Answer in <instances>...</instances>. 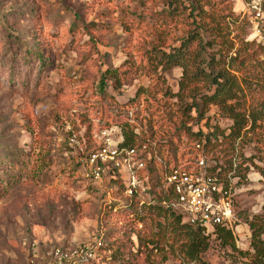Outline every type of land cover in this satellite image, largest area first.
Listing matches in <instances>:
<instances>
[{"label": "rangeland", "instance_id": "1", "mask_svg": "<svg viewBox=\"0 0 264 264\" xmlns=\"http://www.w3.org/2000/svg\"><path fill=\"white\" fill-rule=\"evenodd\" d=\"M232 6L246 15L245 0ZM162 9L158 0H0V264H45L47 248L93 243L102 234L114 243L123 232L131 233L134 242L128 264H182L152 245L138 249L136 234L141 230L144 235V223L135 212L113 210L111 203L120 207L125 202L122 191L109 179L92 181L85 164L98 145L95 135L105 127L118 140L128 124L138 141L149 139L150 155L159 143V160L169 169L197 157V137L190 134L231 125L211 106L204 120L188 123L189 134L183 131L188 117L183 109L191 100L166 95L180 91L178 67L154 73L139 62V70L122 89L114 90L109 82L107 94L101 92V75L107 69L139 61L152 43L163 44L166 51L179 45L182 28L153 16ZM243 32L253 39L247 20ZM142 88L145 94L131 103ZM190 116L197 114L193 110ZM225 146L207 147L205 154L226 167L232 158L230 164L240 175L239 184L230 183L238 195L234 235L238 250L245 252L251 241L247 220L264 219V151L258 154L252 144L232 157L226 156ZM202 259L248 264L213 239Z\"/></svg>", "mask_w": 264, "mask_h": 264}, {"label": "trees", "instance_id": "2", "mask_svg": "<svg viewBox=\"0 0 264 264\" xmlns=\"http://www.w3.org/2000/svg\"><path fill=\"white\" fill-rule=\"evenodd\" d=\"M158 1L161 2L163 9L153 16L161 17L165 22L182 28L183 35L177 40L179 45L166 51L162 48V43V45L152 43L151 49L144 48L139 61L133 59L126 61L118 69H107L101 75L99 84L101 92L107 94L109 82L112 83L114 90L122 89L136 74L140 65L150 67L154 73L159 70L166 72L176 67L181 68L180 91L174 95L167 91L166 95L177 97L182 102L191 100L183 109L188 116L183 131L189 134L191 129L187 127L188 123L201 122L209 108L214 106L219 110L221 117L231 121V125L226 130H221L215 125L213 132L204 134L199 131L190 134L197 137L196 142L203 143L204 149L211 147L217 150L226 145L224 147L226 156L232 157L245 146L254 144V149L261 154L264 151V42L257 43L256 40L245 37L243 28L246 20L249 22L247 16L233 10L232 4L235 0ZM39 60L42 65L46 64L41 56ZM145 92V89H140L130 102L136 103ZM193 110L197 117L190 116ZM128 126L126 124L127 129L122 131L124 138L122 145L149 147V139L138 141L137 133ZM206 126L210 127L209 122ZM106 129L109 130L110 127L101 130ZM203 136L205 138H202ZM220 138L221 143H218ZM150 151L151 160L146 162V169L139 172V176L151 185L149 202L140 206L139 200L124 195L121 181H111L118 185L117 191H122L126 198L120 207H116L118 206L116 203H111L112 209L120 208L126 215L135 212L136 219L144 223L146 229L144 235L141 230L136 234L139 250L142 245H152L153 250H157L163 257L176 259L182 264H209L202 259V255L209 249L213 239L241 254L247 259L248 264H264L262 217L247 220L251 230L249 251H239L234 233L225 227L219 228L215 238L205 236L200 228L185 223L179 212L164 204L172 195L171 191L165 192L162 186L167 171L165 164L159 160L163 157L162 149L159 143H156ZM205 152L207 153L206 150ZM169 161L167 159L166 162ZM231 161L232 158L226 161L227 167L219 163L224 167L222 173L226 171L231 174L230 178L229 175L221 177L236 186L239 184L240 175H237V169L233 167V163L230 164ZM141 209H147V214L151 215L142 214ZM131 235L123 232L121 239L115 240L114 243L108 242L106 234L100 235L101 246L96 260L87 264L95 262L128 264L127 261L130 259L127 254L132 253L131 249L134 246Z\"/></svg>", "mask_w": 264, "mask_h": 264}, {"label": "built area", "instance_id": "3", "mask_svg": "<svg viewBox=\"0 0 264 264\" xmlns=\"http://www.w3.org/2000/svg\"><path fill=\"white\" fill-rule=\"evenodd\" d=\"M245 7L253 40L264 42V0H245ZM95 140L98 145L85 160L88 177L95 183L121 181L126 197L139 200L140 206L149 202L151 185L139 176L152 158L148 146H123V135L115 140L108 129L98 132ZM195 149L194 161L167 169L163 186L172 196L164 204L209 238H215L220 227L235 233L237 190L221 177L223 166L206 156L203 143L196 142ZM31 246L34 251L38 248L36 242ZM100 246L99 239L71 248L52 246L44 250L43 258L45 264H87L96 260Z\"/></svg>", "mask_w": 264, "mask_h": 264}]
</instances>
